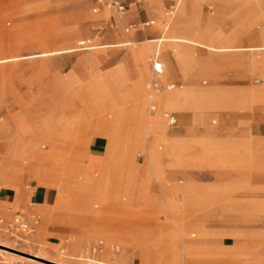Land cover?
<instances>
[{
	"label": "rangeland",
	"instance_id": "374dc122",
	"mask_svg": "<svg viewBox=\"0 0 264 264\" xmlns=\"http://www.w3.org/2000/svg\"><path fill=\"white\" fill-rule=\"evenodd\" d=\"M181 1L179 10L171 20L169 30L172 29L174 22L180 17L181 7L185 0ZM165 3L166 0H163L161 12H156L149 5L148 0L142 1L141 9H144L141 12L142 17L150 15L157 18V25L146 28L144 31L145 35L149 37L161 35L159 32L161 31V17L163 16ZM91 7L92 0H0V58L18 56L15 59L0 61V122L9 120L15 122V120L19 119L21 121L24 120L31 128L54 126L60 113V108L54 106L53 98L55 92L53 91V84L56 79L63 78L76 62H81L77 70L81 77L71 75L70 79L73 83L79 85L84 84L90 78L92 69V64L89 61L90 57H93V62H96L100 68H104L120 58L127 48L132 47L134 49L135 45V49L139 50L145 62L144 76L146 77L145 88H147V91H139V93L129 96L135 100L133 106L129 107L127 105L126 100L129 97L115 93V100L112 104L124 109L126 113V120L123 124L125 130L121 141L124 146L115 150L113 161L109 160L110 156L107 155L102 173H90L83 169V161L89 154L88 150H86L87 140L91 136L76 137V131L73 132L72 130L73 124H68L66 121L68 114L74 115L75 112L72 99H75L78 93H81L76 88L62 91L61 98L65 103L63 110L68 116L66 119H62L60 127L64 128V134L67 135H55L54 150L61 157L67 171L73 170V168L80 170L87 180L70 184L71 176L69 175L71 174L65 172L64 166H59L57 160L54 161V165H51V167L44 165L40 168L38 166L39 168L36 167V170L29 166L24 169V165L32 162L35 151L31 156L13 155L12 157L15 158L16 163L12 164L8 171L2 168L3 176L7 177V179L14 178V176L24 170L20 176L21 180L35 174L38 179L40 178L41 182L54 185L57 190L64 191L70 201H78L82 212L94 213V215L90 214V216L89 214L82 215L85 222L97 224L94 229L83 230L75 238L74 242L76 245L82 240L87 241L81 246L80 252L79 250L70 251L68 248L61 247L58 249L60 254L48 255L41 252L33 244L23 245L22 247L28 252L38 253L66 264H87L84 258L88 256L109 261L113 264H127V260H125L127 253L123 246L129 243L130 240L123 237L124 234L137 239L141 229L166 228L167 230H176L177 235H179V226L187 224L189 230H196L193 221H197L203 226L201 232L197 229L196 232L198 234L196 236L192 238L186 235L184 238L189 243L197 245V249H199L193 254H189L198 256L201 259V261H196L192 264H264V157L262 155L259 154V157L257 156V164L251 165V170L249 171H239L240 165L237 166L239 162L235 160L237 157L233 155L227 156L223 161L226 168L225 172L209 171L206 169L208 164L210 165L208 167L212 169L217 168L216 165L218 164L217 157L210 155L217 152L223 153L231 150L232 147L226 144L218 145L216 140L208 137L203 138L201 143L205 148L206 156L198 152H190L186 156L187 162L183 163V166L178 167L186 169L187 167L190 168L191 164L205 166L201 167V170L189 172V174L193 175L195 183L199 185H215L212 190L223 191L224 195V198L219 202L216 200L208 201L205 196L204 199L201 198V193H195L194 189L191 188V182L185 178L187 173L180 170L175 171L171 166V164H174L173 159L176 152L185 146L179 140L176 132L171 133L173 130L182 127L184 120L177 110H174V107L168 110L156 100L153 99V101L147 97L148 115L153 118L160 116L168 133H170V135L162 137V139L159 138L157 144L159 151L164 154V163L157 169L161 174H165L167 180L163 183V181L159 182L154 178L153 186L155 187L151 197L145 196L142 186L139 185L145 177L149 176L148 169L153 170V167L148 164L149 136L140 135L139 127L143 126V120L137 119L136 102L140 94H147L152 90L154 56L149 46L153 43L157 46L159 43V47H162L164 41L148 42L152 38H143L135 41L136 44L134 42L130 45L42 54L43 51H50L56 48H65L73 45L80 47L82 45L79 44V41L82 39H91L88 45H98L96 47H99V44H96L94 39L98 33V29L95 27V19L99 15L94 13ZM104 12H109V8H106ZM261 14H264V0H250L248 5H239V3L222 0H202L197 5L196 10L189 12L183 19L190 31L216 38L219 34L232 31L231 25L238 20L242 21L255 17V23L248 30L243 28L244 31L252 30L255 32L264 28V19L261 18ZM106 18H108V15ZM209 21L213 22L211 27H208L207 23ZM220 21L221 25H223L222 28L218 26ZM156 27H160L158 32L155 30ZM119 29L125 35V38L129 39L128 34L122 28ZM104 31L102 30L101 33L103 34ZM131 33L133 34V31L129 32V34ZM104 42H107V40H104ZM122 44L124 43L122 42ZM142 47H147L149 53L140 50ZM253 50L264 53V50ZM207 52H209V49L205 48V46L197 47V53L205 55ZM247 52L242 51L243 54ZM220 53L227 57H233L240 52L239 50H230ZM259 66L264 68V61L259 63ZM260 78L264 81L263 74L261 76L256 74L251 78L252 84L257 85L258 88L264 86V82L260 86L255 82L256 79L261 82ZM205 80L207 81L206 83H204ZM168 83H172V81L168 80L164 84ZM201 83L206 88L209 87L211 80L204 76L201 79ZM166 91L174 90H168L164 85L161 92ZM175 91L177 92V90ZM92 94L94 95L95 93L87 91L82 95L80 99L82 103L81 114L75 118L86 120L98 111L101 104L105 106L106 114L113 116L112 104L109 103L112 100L111 92L98 90V96L95 95V98ZM97 97L102 99L96 102L95 99H98ZM258 97L261 98V96ZM235 102L236 99L233 98V93L231 92L214 93L210 97L206 103L210 108H222L219 109L222 121L216 118L217 123L214 125L217 128H213L215 132L223 131L221 129L223 122L236 113ZM179 105L177 104L176 106ZM186 107L187 105L182 103L179 108ZM170 110L176 112L179 116V124L172 125L165 117L164 111ZM207 113H210V111ZM77 126L78 124H75V129ZM14 127H16V130L19 129L17 124ZM104 128L108 129V126L104 125ZM158 130L161 131V127ZM72 137H76V140ZM50 148L51 145H48L45 150ZM193 148H196V145ZM130 159H133V166L131 167H129ZM108 161H110L111 170L113 171L106 181L103 173ZM63 177H68L66 182L69 184L65 185L62 182ZM123 180H130L138 185L134 190V196H129L124 192ZM94 181L106 182L105 187L108 190L106 191L104 202L98 198V194L95 191L90 189L91 183H94ZM165 185L172 189V197L177 201L173 204L176 208L174 206L169 207L167 198L161 192V186ZM70 201L60 203L68 204ZM235 205L238 207L242 206L245 210H228L231 206L236 207ZM177 217H180V219ZM92 238L95 239L91 240ZM69 239L71 240V237ZM177 239H183V237L177 236ZM101 241L103 242V250L93 252L92 247ZM233 241V246H224V243L228 244ZM13 245L15 244L13 243ZM117 247L120 248L118 253L117 250L119 248ZM130 248L129 254L133 253L139 246L135 243L130 245ZM12 251L25 254L17 250ZM61 251L64 254H61ZM165 254L167 256L168 252H165ZM116 256L118 257L117 260ZM14 257L16 260L42 264L19 255H14ZM207 257L214 260L209 262L206 260ZM143 258L145 264H157L156 259L161 260L158 264L165 263L161 253L154 255L145 253ZM172 264L179 263L175 260Z\"/></svg>",
	"mask_w": 264,
	"mask_h": 264
},
{
	"label": "crops",
	"instance_id": "0c3cea01",
	"mask_svg": "<svg viewBox=\"0 0 264 264\" xmlns=\"http://www.w3.org/2000/svg\"><path fill=\"white\" fill-rule=\"evenodd\" d=\"M142 1H131L128 13L120 22L116 20L111 7H106L109 8V12L106 13L104 12L106 8L95 12L93 7L96 1L92 0L91 9L99 15L95 19V27L97 25L101 26L97 28L98 33L94 38L99 47L94 48L130 45L143 38L161 37L168 34L172 37H186L201 42L206 46L205 48L209 49V52L201 55L197 53L199 45H194L188 40L164 41L161 51L156 57L163 66V73L158 75L157 78L162 88L165 85L169 90H177L175 97L179 100L180 105H173V107L184 120L183 126L173 130L171 133L176 132L179 140L185 144L174 155V164H171L172 169L185 171L187 173L185 178L191 182V188L194 189L195 193H201V198L204 199L205 196L208 201L216 200L219 202L224 198L223 191H213L212 189L215 185H199L193 180V175L189 174V172L199 171L201 167L205 166L191 164L190 168L187 167L186 169L178 167L183 166V163L187 162L186 156L190 152H198L206 156L201 140L207 137L216 140L218 145L226 144L232 147L231 150L223 153L217 152L210 155L217 157L218 164L215 169L208 167L210 166L208 164L206 169L209 171L225 172L226 168L223 161L230 155L237 157L235 158L239 162L237 166H247H239V171L251 170V165L257 164L256 158L258 154L264 157V97L259 98L255 94L258 86L253 85L251 82L253 75H264V68L259 66V63L264 61V53L251 49V47H258L264 43V28L255 32L252 30L244 31V29H250L249 27L255 23L254 17L242 21H234L235 24L231 25L232 31L219 34L216 38L194 33L187 28L183 17L189 12L196 10L197 5L202 0H185L181 7L182 17L180 16L174 22L172 29L169 30L173 18L167 20L165 16V10L171 2V0H166L163 16L161 17V31L159 32L161 35L149 37L145 35L144 31L146 28L155 27L157 18L150 15L142 17L141 12L144 10L141 9ZM225 1L239 3V5H248L250 3V0ZM148 2L156 12H161L163 0H148ZM179 8L180 4L178 10ZM107 15L108 18H106ZM260 16L264 19V14ZM152 19L155 20L154 23L142 24ZM212 23L209 21L207 23L208 27H211ZM124 25L132 26L126 31ZM218 26L222 28L221 21ZM119 28H122L128 34L129 39L125 38ZM159 28L156 27L155 30L158 32ZM102 30H105L103 34L101 33ZM131 31H133V34H129ZM104 40H107V42H104ZM90 42L91 39L80 40L79 44L82 46L78 47L77 50L94 49L93 45H88ZM152 46L155 48V43ZM223 47H232L233 50H239L240 53L235 54L233 57H227L220 53L226 52ZM135 48V45L134 49L132 47L127 48L120 58L104 68H100L96 62H93V57H90L89 61L92 64V69L89 80L84 82V84H75L70 79L71 75L81 77L77 71L81 62H76L63 78L56 79L53 84V91L55 92L53 99L55 102L54 106L60 108V113L54 126L31 128L24 120L21 121L19 119L15 120V122L13 120L0 122V264H12L16 261L14 255L17 254L12 250L26 252L27 250L22 247L23 245H36L41 252L48 255L60 254L58 249L61 247L68 248L70 251L79 250L80 252L81 246L87 241L82 240L76 245L74 242L75 237L79 236L83 230L86 231L97 227V224L87 223L83 219L85 214L90 216V214L94 215V213L82 212L78 201H70L64 191L57 190L54 185L41 182L35 174L21 180L20 176L23 170L14 178L7 179V177H4L2 168H9V166L3 157L8 155L31 156L35 150H38L34 145V138L45 137L54 140L57 134L67 135L64 134V128L60 127L61 121L69 115L66 120L68 124L75 125L80 123L81 119H76L81 114L82 103L80 99L87 91L94 92L95 94H92L94 98L98 90L111 92L112 100L109 102L111 104L115 100V93L129 97L134 93H139V91L146 92L145 62L139 50ZM242 51L248 52L243 54ZM204 76L211 80L209 87L206 88L201 83V79ZM168 80L176 84L174 88H168V85L172 83L164 84ZM259 80L261 82L257 81V79L255 82L260 86L264 81L262 78ZM206 82L205 80L204 83ZM73 88H76L81 93H78V96L72 99V105L75 107L74 115H67L63 110L65 103L61 98V94L62 91H66V89L72 90ZM219 92L233 93V98L236 99V113L223 122V127H221L223 131L215 132L213 128H217L214 125L217 123L216 118L222 121L221 111H219L222 108H210L206 103L214 93ZM97 98L95 99L96 102L102 99L101 97ZM143 99L144 96L140 94L139 100ZM126 101L129 107H132L135 102L131 97ZM157 102L159 103V101ZM182 103H185L187 107L179 108ZM209 111L210 113H207ZM169 112L175 114L178 118L177 123L172 125L179 124L180 118L177 113L174 111ZM13 124L14 126L16 124L17 126L19 125V129L16 130ZM100 130L106 131L107 129L102 126ZM73 139L76 140V137ZM113 144V140L107 134L101 132L92 134L87 140L86 150H88L89 154L83 161V169L90 173H102L104 161L110 150L113 149ZM194 145H196V148H193ZM42 150H45V148ZM68 201H70L68 204L60 203ZM17 216L22 217L29 223H33L37 219L38 223L35 225V231L26 233L14 230L11 223ZM176 232V230L168 231L166 228L141 229L137 239L124 234L123 237L130 240L129 243L123 246L127 253V264H145L143 258L145 253L150 255L161 253L165 264H172L175 260L179 264H192L193 262L201 261L198 256L189 255L199 250L197 245L189 243L187 239H184L185 237L182 240L177 239L179 235ZM187 235L189 236V234ZM69 237H71V240ZM93 239L95 238L91 240ZM135 243L139 248L129 254L130 245ZM233 244L234 241L228 244L224 243V246H233ZM119 250L120 248L117 253ZM165 252H168L167 256ZM206 260L210 262L214 259L207 257Z\"/></svg>",
	"mask_w": 264,
	"mask_h": 264
},
{
	"label": "bare ground",
	"instance_id": "6f19581e",
	"mask_svg": "<svg viewBox=\"0 0 264 264\" xmlns=\"http://www.w3.org/2000/svg\"><path fill=\"white\" fill-rule=\"evenodd\" d=\"M225 1V0H224ZM182 2V1H181ZM180 2V4H181ZM183 15V12L181 11L180 13V16L182 17ZM166 40H188L189 42L193 43L194 45H199V46H204L201 42H198V41H195V40H192V39H189V38H186V37H172L171 35H168V34H165L161 37H155V38H152L150 40H148V42H153V41H166ZM134 43V42H133ZM136 44V42H135ZM98 45H93V48L96 47ZM150 49L151 51L153 52V59L155 60L156 57H157V54L160 53L161 51V47H159V43L158 45L154 48L152 46V44H150ZM206 47V46H205ZM78 49L77 46L73 45V46H68V47H65V48H56L54 50H50V51H43L42 54H56V53H61V52H70V51H74ZM224 50H233L232 47H223ZM251 49H259V50H264V43L261 45V46H258V47H251ZM140 50H142L143 52L145 53H149V49H147V47H142L140 48ZM141 51V52H142ZM41 55V54H40ZM18 56H7V57H3V58H0V61H6V60H11V59H15L17 58ZM150 72V71H149ZM149 74V73H148ZM153 76V75H152ZM153 81V79H152ZM152 83V82H151ZM169 90V89H168ZM177 92L174 90V91H166V92H161L160 91H155V90H151L149 91L147 94H141L144 96V99L143 100H139L138 98V101L136 103V114H137V119H143L142 123H143V126L142 127H139V131H140V135L142 136H149V150H148V164H150V166L153 167V170H150L148 169V174L149 176L146 178H144L142 180L141 183H139L140 186H142V189L144 190L143 192L146 194L145 196H148V197H151V195L153 194L152 191L154 190V187L153 186V180L154 178H156L159 182L160 181H163V183L166 182L167 178L165 176V174H161V172L158 171V167L163 165V157H164V154L159 151L158 149V140L159 138L162 139V137H166L167 135H170V133H168L166 127H165V123L163 121V119L159 116V117H155L153 118L152 116H149L148 113H147V97L151 98V100H156V101H159V104H161V106L165 107V108H168L171 109L173 108V105H179V100L176 99L175 97V94ZM255 94L257 96H261V97H264V86L262 88H257ZM139 95V94H138ZM140 97V95L138 96ZM126 100V99H125ZM153 100V101H154ZM140 102V103H139ZM139 103V105H138ZM104 107L103 104H101L99 106V109L98 111H96L95 114L91 115L90 117H88L86 120H80V123L78 124V126L76 127L75 129V125L73 124V127H72V130L73 132L76 131V137L77 136H92V134L94 133H97V132H101V133H104V134H107L111 137V139L113 140L114 142V146H113V149L110 150V153L108 154L110 156L109 160H112L113 159V155H114V152L115 150H117V148L119 147H123L124 143H122V139H123V134H124V122L126 120V113L124 112V109H121L117 106H115L114 104H112V107H113V110H114V114L113 116H108L104 110ZM158 108V107H157ZM164 110V108H163ZM171 111V110H170ZM108 126V129L106 131H101L100 130V127L102 126ZM161 127V131L158 130L159 128ZM53 128V127H52ZM75 129V130H74ZM54 131V130H53ZM52 131V132H53ZM97 137V136H96ZM106 137V136H105ZM108 137V136H107ZM177 137V136H176ZM34 145L37 147L38 150H35V154H34V158L32 160V162L30 164H27V165H24L23 168L26 169L27 167L31 166L32 168H35L36 167H40L42 168L44 165H46L47 167H51V165H54V161L57 160L58 162V165L60 166H64V163L62 162L61 160V157H59L57 155V153H55V150H54V146H55V141L54 140H50V139H47L45 137H41V138H34ZM121 143V145L119 146V144ZM48 145H51V148L48 149V150H42L43 148H47ZM234 145V144H233ZM5 146V145H4ZM6 148V147H5ZM4 152V151H3ZM259 155V154H258ZM13 155H8L6 156L7 158L3 157L4 160L6 161V163L8 164L9 168H4V170L8 171L10 170V166H12V164L14 165V163H16V160H14L15 158L12 157ZM81 156H83L81 154ZM108 156V157H109ZM259 157V156H258ZM261 157V156H260ZM84 158V157H83ZM253 158V157H252ZM2 159V158H1ZM147 159V158H146ZM113 161V160H112ZM130 165L129 167L133 166V159H130ZM106 163V162H105ZM104 163V164H105ZM110 161L107 162V164L105 165V172L103 173L104 175V179L107 181V177L108 176H111V172L113 170H111V166H110ZM115 165V164H114ZM38 167V168H39ZM61 167V168H62ZM15 168H17L15 166ZM68 168V167H67ZM37 170V169H36ZM49 170V169H48ZM64 170L65 172H68V174H71L69 176L70 177V180H71V183H75L76 181H80V182H83L84 180H87L85 179V176L82 174V171L80 170H76L73 168V170H69L67 171V169H65V166H64ZM45 172V171H44ZM46 174V173H45ZM45 174H44V177H45ZM50 175V173H49ZM42 177V175H41ZM47 177V176H46ZM58 177V176H57ZM48 178V177H47ZM63 181L61 179V181L66 185V184H69L67 181L66 178L68 177H63ZM40 179V178H39ZM45 179V178H44ZM51 179V178H50ZM113 179V178H112ZM155 179V180H156ZM125 181V182H124ZM91 183V182H89ZM105 184L106 182H95L94 183H91V187L90 189L92 191H95L97 194H98V198L100 200H102L104 202L105 200V194H106V191L108 190L106 187H105ZM123 184H124V192L127 193V195L129 196H134V190L137 188L138 185H136V183H132L130 180H123ZM131 184V185H129ZM136 185V186H134ZM111 189V188H110ZM160 189V188H159ZM114 191V190H113ZM123 192V193H124ZM161 192L163 194L164 197H166L168 203H169V207H173L174 203L177 202L174 197H172V189L171 187L165 185V186H161ZM183 192V191H182ZM158 193V192H157ZM83 194V193H81ZM80 194V195H81ZM110 194V192H109ZM113 194V193H112ZM79 195V196H80ZM114 195V194H113ZM157 195V194H156ZM81 196H84V195H81ZM80 196V197H81ZM97 196V195H95ZM123 196V195H122ZM89 197V196H88ZM114 197V196H113ZM119 197V196H118ZM172 197V198H171ZM82 198V197H81ZM97 198V199H98ZM80 199V198H79ZM86 199V198H85ZM123 199V198H122ZM182 199V198H181ZM150 200V199H149ZM110 201V200H109ZM108 201V202H109ZM100 202V201H99ZM113 202V201H112ZM149 202V201H148ZM106 203V202H105ZM237 205V204H236ZM235 205V206H236ZM228 206V205H226ZM220 207V206H219ZM224 207H225V204H224ZM174 208H176L174 206ZM213 208V207H212ZM84 209V208H83ZM217 209V208H216ZM215 209V210H216ZM176 210V209H175ZM223 210V209H222ZM228 210L230 211H237V210H241V211H244V207L240 206H231L228 208ZM85 211V210H84ZM182 211V210H180ZM248 211V210H247ZM87 212V211H86ZM85 212V213H86ZM174 212V211H173ZM176 212V211H175ZM235 213V212H234ZM178 214V213H177ZM183 214V213H182ZM175 216H176V213H175ZM171 217V216H170ZM183 217V215H182ZM178 219H180V217H177ZM174 221V219H173ZM180 222V221H179ZM176 224V223H175ZM193 224L196 228V230L198 229L200 232L201 230L203 229V226L197 222V221H193ZM100 227V226H99ZM171 227V226H170ZM178 227V226H177ZM194 228V229H195ZM94 229V228H93ZM178 229V228H177ZM192 229V228H191ZM169 230V229H168ZM173 230V229H172ZM196 230H189L187 224H184L182 226H179V236L181 237H185V235L189 234L190 237L193 238V236H196L198 233L196 232ZM94 231V230H93ZM92 232V231H91ZM95 232V231H94ZM98 233V232H97ZM104 233V232H103ZM102 233V234H103ZM177 233V232H176ZM201 234V233H200ZM199 234V235H200ZM18 236V235H17ZM76 238V237H75ZM23 239V238H22ZM25 240V239H24ZM182 240V239H181ZM30 241V240H29ZM176 243V242H175ZM191 245V244H190ZM248 246V245H246ZM21 251V250H20ZM25 254H19V253H16L17 255L21 256V257H24V258H27V259H31V260H34V261H37L39 263H42V264H66L60 260H57V259H53V258H48L44 255H40L38 253H31V252H24ZM64 254V252L61 251V254ZM156 256V255H155ZM79 257V256H78ZM187 257H190V256H187ZM117 256H116V260H117ZM126 258V257H125ZM66 259V258H65ZM75 259V258H74ZM85 261L87 262V264H113V263H110L109 261H105V260H101V259H97V258H94L92 256H88V257H85L84 258ZM152 259V258H151ZM46 260V261H44ZM126 260V259H125ZM48 261V262H47ZM161 260H157L156 259V263L158 264ZM155 262V261H154ZM125 263V262H124ZM161 264V263H160ZM162 264H165V263H162Z\"/></svg>",
	"mask_w": 264,
	"mask_h": 264
},
{
	"label": "built area",
	"instance_id": "2783aa9c",
	"mask_svg": "<svg viewBox=\"0 0 264 264\" xmlns=\"http://www.w3.org/2000/svg\"><path fill=\"white\" fill-rule=\"evenodd\" d=\"M95 1H96V3L93 7V10L95 12L100 11L106 7H111L114 11L115 16H116V20L121 22L123 17L128 13L129 4L133 0H95ZM180 1L181 0H171L170 4L168 5V7L165 10V16H166L167 20L173 18L176 15ZM154 22H155V20L152 19L149 21H145L142 24L148 25V24H152ZM131 26L132 25H124V28L126 31H128ZM96 27L100 28L101 26L97 25ZM153 71H154V73H153V81L151 83V87L155 91H160L162 89V85H161L160 81L158 80L157 76L163 73V66L158 59H155L153 62ZM175 85H176L175 83H172V84L168 85V88H174ZM153 108H155V106H153ZM164 115H165V117H167V119L169 120V122L171 124L177 123L178 118L175 114H173L169 111H164ZM37 223H38L37 219H35L33 221V223H29L28 221H26L22 217L17 216L11 224H12L13 229L16 230L17 232L24 231L26 233H32L35 231V225ZM102 244H103V242L101 241L99 244L94 245L92 247V250L94 252H96L98 250L101 251L103 249ZM117 248H119V247H117ZM12 264H34V263L16 260Z\"/></svg>",
	"mask_w": 264,
	"mask_h": 264
}]
</instances>
